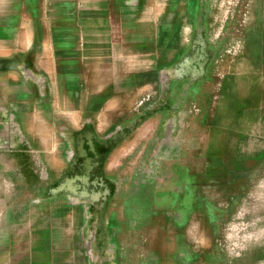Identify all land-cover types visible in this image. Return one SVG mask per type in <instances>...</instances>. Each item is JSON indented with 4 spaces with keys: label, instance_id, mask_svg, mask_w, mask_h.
I'll list each match as a JSON object with an SVG mask.
<instances>
[{
    "label": "rangeland",
    "instance_id": "obj_1",
    "mask_svg": "<svg viewBox=\"0 0 264 264\" xmlns=\"http://www.w3.org/2000/svg\"><path fill=\"white\" fill-rule=\"evenodd\" d=\"M191 4L204 63L147 71L152 84L135 103L141 116H159L158 133L125 151L115 170L103 168L101 148L136 123L98 140L86 134L80 145L67 139L75 161L60 190L73 193L66 203H83L84 224L82 235L63 233L72 246L53 264H264V0ZM3 126L0 119V149L17 137L1 134ZM139 175L146 180L124 178ZM91 213L96 223L85 232ZM80 238L82 253L70 255Z\"/></svg>",
    "mask_w": 264,
    "mask_h": 264
},
{
    "label": "crops",
    "instance_id": "obj_2",
    "mask_svg": "<svg viewBox=\"0 0 264 264\" xmlns=\"http://www.w3.org/2000/svg\"><path fill=\"white\" fill-rule=\"evenodd\" d=\"M190 6V0H0L1 134L17 136L0 149V264H53L72 246L63 233L82 235L83 203H66L73 193L60 190L75 161L65 153L69 137L80 145L86 134L98 140L136 123L101 148L103 168L115 170L125 151L158 133L159 116H141L135 103L152 84L147 71L204 63ZM132 177L146 180L124 178ZM35 182L45 185L35 191ZM166 192L180 195L172 187ZM113 196L109 189V203ZM95 223L91 213L85 232ZM72 242L79 250L69 254H81L84 240Z\"/></svg>",
    "mask_w": 264,
    "mask_h": 264
},
{
    "label": "bare ground",
    "instance_id": "obj_3",
    "mask_svg": "<svg viewBox=\"0 0 264 264\" xmlns=\"http://www.w3.org/2000/svg\"><path fill=\"white\" fill-rule=\"evenodd\" d=\"M264 7V6H263ZM249 235V234H248ZM251 235V234H250ZM246 236V235H245ZM259 236V235H258ZM255 238V237H254Z\"/></svg>",
    "mask_w": 264,
    "mask_h": 264
}]
</instances>
